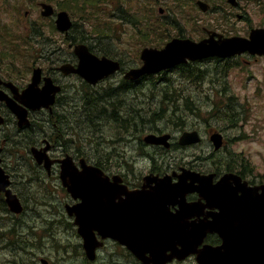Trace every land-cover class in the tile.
<instances>
[{
    "label": "rangeland",
    "instance_id": "374dc122",
    "mask_svg": "<svg viewBox=\"0 0 264 264\" xmlns=\"http://www.w3.org/2000/svg\"><path fill=\"white\" fill-rule=\"evenodd\" d=\"M47 1L48 0H41ZM72 1V0H70ZM164 0H157L154 11L158 6H166L162 3ZM175 2L182 0H174ZM210 3L209 13H203V10H197L192 4L193 0H187L184 8V13L180 11H173L172 15L163 18L164 22H169L178 31H184V35L197 38L201 36V28L209 27V29H218L219 33L224 36L241 35L245 36L250 27H264V0H238L239 7L229 8L225 0H207ZM52 3V2H51ZM38 0H24L20 2L19 0H0V26L4 28L8 33L20 41H15L13 43L14 53L18 54L20 58L25 57L29 60H36L37 63L34 66H42L47 68V64H42V58L39 56H32L26 53L23 48L24 44L28 48L32 47L31 41L33 38L29 35V24L30 22L36 23L42 19L39 15ZM53 4V3H52ZM150 5L146 0H131V5L138 8L143 5ZM171 0H169V6ZM172 7L175 8L172 4ZM182 9V8H180ZM26 12V13H24ZM166 12V9L164 10ZM232 12L238 13V16L233 15ZM35 13V14H34ZM171 13L170 9L166 12ZM196 19L200 23L197 29H194ZM188 22H191V28H187ZM26 28H23V27ZM123 26H130L124 24ZM218 26V27H217ZM173 27L169 28V34H174L176 29ZM38 30V29H37ZM162 30V28H161ZM160 30V31H161ZM39 31V30H38ZM46 31L50 32L49 28ZM122 32V31H121ZM37 37H39L45 43L47 47L48 55L53 59L63 58L67 56H72L68 51L60 49L51 37L45 36L42 32H36ZM81 36V29L76 27L71 33L72 39ZM122 36L125 39V34L122 32ZM47 39H51L48 41ZM23 40V41H22ZM149 39H145V43H156L157 36L154 41L150 42ZM88 42V43H87ZM86 44H90L94 50H106L112 48L109 43L102 42L97 43L86 39ZM162 44V43H161ZM122 46V51L125 53L123 57L124 69L129 68L134 60L132 57L134 53L137 52L136 46L129 44L125 41L119 43ZM130 51V54L127 52ZM115 54L121 56L119 53ZM11 57V56H10ZM22 59H19L14 66L11 65L13 72L20 70L23 72L24 65ZM228 63V64H227ZM208 63L200 62L197 66H206ZM227 65V66H226ZM207 67L210 71L213 70V65L208 64ZM225 70V74L219 72V68ZM178 70L172 69L166 72L167 77L170 76L173 84H163L165 79H160L159 75H154L156 78L153 79L154 84L148 80V87L154 90L150 91L146 86V93L140 94L137 98L145 97L150 100L155 99L156 96L161 92L164 96L165 93L173 94L174 85L178 88V85H186L185 93H179L178 105H184L186 99H190V96L201 98V104L198 105L197 109L193 107L186 112V127L183 126L177 128L173 125V119L175 122L178 121V116H170L166 112L163 117L160 118L159 107L150 105V110L140 107L138 104L134 103L128 105L130 102L129 98L125 95L123 96L122 103L125 105L121 109H107L104 110V114L115 113V117L104 119L97 117L98 132H94L90 126L84 125L81 121L82 113L87 110L89 104L91 105L93 99L96 95L100 93H108L109 89L113 90V94L118 92H123L120 84L112 86L111 88H103L98 86H90L83 81L71 77L64 79L67 82V87L61 93V100L63 107H57V111H61V115L66 117L67 127L64 128L66 132L63 134V146L69 148H75L77 150V156L89 157L93 160L100 161L103 164L108 165H127L132 167L138 162V158H146L151 160L155 165L162 162L163 155L159 152L150 151L145 145L140 142L134 141L132 134L142 128H152L156 126L158 122L164 121L163 126L170 125L171 130L175 134L174 141H177L178 136L184 130L198 129L203 137L202 142L197 145H189L180 147L176 153L175 157L191 159L196 154V158L199 155V162L204 160H211L213 162H218V157H211L208 153L212 152V146L207 148L210 142L208 141V136L214 130L219 128H228V136L234 137L242 132L247 133L245 137H241L240 140L233 141L232 138L230 142L232 148L235 152L242 154L248 158L252 164L257 166V169H264V57L249 56L247 54H241L239 56L232 57L229 62L218 61V74L211 73L206 76V81L208 84L204 83L203 88L200 89L197 86L191 87L192 85L185 82L182 78L177 76H172L168 74H175ZM58 77H60L58 75ZM176 77V78H175ZM120 76L116 78L113 76L107 79L106 83L116 84ZM28 79H30V74L28 73ZM176 79H178L176 81ZM178 83V85H177ZM210 85L214 90L209 88ZM161 88L159 91H157ZM206 90L210 91L213 95V99L218 105H213L209 110H205L210 101L203 95ZM124 93V92H123ZM176 96V95H175ZM232 97L231 100H228ZM207 100V101H206ZM154 104H158L157 100L153 101ZM228 103V104H227ZM227 104V105H225ZM235 104V109L237 108V117L240 114L245 115L247 121L244 123L243 127L232 128V124L225 121L226 115H224L221 108L229 111V107ZM160 106V105H159ZM136 108L142 109L147 112L146 124L141 125V118L134 112L131 116L126 117L127 109ZM148 110V111H146ZM118 112V114H117ZM132 112V111H131ZM197 117V120H195ZM86 118V117H83ZM33 119V118H32ZM226 120H229L226 119ZM136 123V124H133ZM162 125V124H161ZM92 137L94 139V144L92 145H77L75 143V138H87ZM185 143H189V139L185 140ZM202 145V147H201ZM230 146V145H229ZM198 154V155H197ZM6 163L12 164L16 163V167L21 165L27 170V178L19 176L15 179V185L20 191L25 211L21 222L27 226L34 224L39 221L48 222L50 218L49 206H45L36 197L41 196L47 198V194L44 192L42 185L45 181V177L41 174V171L34 166H31L27 158L24 156L9 155L6 157ZM16 172H19L18 168H15ZM258 171V170H257ZM54 192L60 200H58V213L61 207V200L65 197L61 189H51V193ZM57 199V198H56ZM6 212L0 209V255L8 256L7 262L10 264H39V257L37 263L35 260L36 255L43 250H47L44 244H40L36 247H29L25 245L21 239L20 229L18 225L5 227L3 223V218ZM50 256L54 261L61 260L60 255L55 257V251H52ZM50 261V258L48 256ZM68 264H73V261H68Z\"/></svg>",
    "mask_w": 264,
    "mask_h": 264
},
{
    "label": "flooded vegetation",
    "instance_id": "af4514ba",
    "mask_svg": "<svg viewBox=\"0 0 264 264\" xmlns=\"http://www.w3.org/2000/svg\"><path fill=\"white\" fill-rule=\"evenodd\" d=\"M36 32H39L36 30ZM70 38L71 35H70ZM51 41V39H47ZM86 42V39H85ZM88 43V42H87ZM88 45V44H87ZM91 49L93 47L88 45ZM94 50V49H93ZM62 59L72 60L73 56H67L63 58H57L53 60L58 62ZM60 76V75H59ZM56 79L61 84V92L56 101L55 107L51 114L40 111L34 116L33 128H28V133L24 137H18L13 128L15 125L9 120L12 115L8 112L4 103L0 102V115L4 117L5 126L0 129V155L2 157V166L6 173L10 177V187L21 200H24L20 191L15 185V179L19 176L27 178V170L21 165L16 167V163L11 165L6 163V157L9 155L22 156L21 151L28 145L47 140L49 142V157L53 161L50 165L44 166L42 164L37 165L41 174L50 182L52 186H59V163L63 155L71 154L77 163V150L75 148H67L63 146V134L66 132L64 128L67 127L66 117L61 115V111H57V107H63L61 100V93L67 87L65 77H58ZM8 79L0 73V89L10 94V91L15 89V85L8 83ZM20 87V86H19ZM21 89V87H20ZM5 139L8 144L1 146V141ZM65 142V141H64ZM66 143V142H65ZM150 151L162 152L170 151L169 149H161L157 147H147ZM222 152H218V173L215 172L213 182L219 180L225 173H237L235 167L231 168L222 163ZM111 166V165H109ZM18 168L19 172H16ZM108 176L118 174L120 180L116 181L117 194L115 201L119 203L122 209L124 218L135 217L133 211L134 204L123 203V200L127 196H134L138 190L148 191L152 188L153 183L149 180H145V176L148 174H156L158 176H171L172 182L177 180V174L180 171L179 165H174L173 156L167 155L162 158V162L158 165L147 160L146 158H138V162L128 167L127 165L118 166V168L107 167L104 169ZM208 171V170H206ZM251 171L245 172L240 170L239 174L242 177V181L228 180L225 184V192L231 193V188L236 182H246L250 186H254L259 181H255L251 176ZM109 182H113L111 179ZM240 193V192H239ZM0 199L2 200V206L6 205L3 192H0ZM4 199V200H3ZM199 199L197 192H186L183 197H177V200L183 202V204H190V202H196ZM63 201L73 202L70 196H65ZM200 209L197 213L189 214L188 217H183V220L170 221L163 217H159L155 214L149 215L157 220L160 228L159 241L151 247V252L138 257L132 251L128 250L124 244L113 238H103L97 229L94 230L93 244L97 245L90 257L83 255V249L81 244V238L72 229H62L57 234V239L65 241L67 246L72 248L74 245L78 246V250L81 252V258L87 264H223L228 255L212 254L213 248H221L226 245L230 250V258L233 264L246 263V262H264V220L261 219L262 213L256 212L254 207H249L248 204L240 199L236 198L233 204H225L221 207L208 206L206 201L200 199ZM179 210L177 202H171L167 205V212L170 215H174ZM215 216L218 217V231H208L205 235L198 239L191 236L192 222L197 223L200 220H212ZM188 224V227L185 225ZM263 229V231H262ZM127 232V228L123 229ZM73 232V234H71ZM70 234L71 237H68ZM194 244L195 252H186V248H190V244ZM263 249V252H262ZM73 255V254H72ZM198 255L205 256V261L202 263L198 259ZM61 264V260L54 261ZM47 264V262H44Z\"/></svg>",
    "mask_w": 264,
    "mask_h": 264
},
{
    "label": "water",
    "instance_id": "95a60500",
    "mask_svg": "<svg viewBox=\"0 0 264 264\" xmlns=\"http://www.w3.org/2000/svg\"><path fill=\"white\" fill-rule=\"evenodd\" d=\"M203 9H205L203 7ZM210 35L209 38L198 43L188 40H172L162 50L143 49L141 57L144 59V66L133 72L132 76L136 77L144 72H154L165 67H170L185 58L196 59L205 56L227 57L236 53L248 51L252 54H264V28H256L250 31L249 38L233 36L230 38H222L218 34V39ZM52 102V97L46 95H38L32 93V108L39 107L41 104ZM151 141H155L153 136ZM216 148L221 144L220 135L214 133L211 135ZM190 138L188 135L183 136L185 142ZM70 161L68 157L62 160V179L63 184L67 186L68 191L74 198H79L80 202L68 208L69 214H75V223L79 225V232L84 237L85 247L87 248V239L89 235V227L94 223L99 226L109 219V208L104 199L105 186L102 184L100 177L101 171L98 168L87 167L82 171L76 172L67 167ZM104 179V178H103ZM208 197L218 203V198ZM16 208L20 210L17 201L12 198Z\"/></svg>",
    "mask_w": 264,
    "mask_h": 264
},
{
    "label": "trees",
    "instance_id": "16d2710c",
    "mask_svg": "<svg viewBox=\"0 0 264 264\" xmlns=\"http://www.w3.org/2000/svg\"><path fill=\"white\" fill-rule=\"evenodd\" d=\"M130 19H132L131 15L129 14ZM204 72L201 71L200 74L197 73L196 71H190V70H186L183 74L185 76L191 77V78H199V76ZM111 88V87H110ZM122 91L124 92H118L113 94V90L109 89L108 93H100L99 95H96L95 98L93 99L91 105L89 104L87 110H84L82 113V117H81V121L84 122V125L90 126L92 128V130L94 132H98V125L99 123L97 122V117L100 118H104V119H109V118H113L115 117V113H109V114H104V110L113 108V109H121L124 108L125 105L122 103L123 100V96H128V92L129 90L127 88H122ZM137 91H140L143 93V90L140 88H137ZM179 93H185V90L183 89H176L175 90V94H170V93H165L164 96L162 98H159L158 100V106L160 109V118L163 117L165 115V113L167 112L168 115L170 116L169 120H171V115L173 116H178V118L180 119V125H184L186 123V112L188 110H190L192 107L193 109H197L198 105L201 104V98H196L193 96H190V99H186V102L184 105H178V95ZM177 94V95H176ZM176 95V96H175ZM205 97L207 99H209L210 101H213L211 104H208L207 108L209 109L211 106V108L213 107V105H216L218 107V105L216 104V102L213 99V95H211L209 92H206ZM130 102H127L128 105H132L133 104V98H131L129 100ZM143 108V106H141ZM210 108V109H211ZM222 111L224 113H226L227 115H230L233 108L229 107V111L223 109V107L221 108ZM132 111V112H131ZM148 111V110H146ZM127 115L131 116L134 112H136L137 115L140 116L141 118V125H145L146 124V115L147 112H145L142 109H136V108H130L128 107L127 109ZM118 114V112H117ZM86 117V118H83ZM197 117H195L196 119ZM136 124V123H133ZM96 163L100 166L103 165V163H101L100 161H96Z\"/></svg>",
    "mask_w": 264,
    "mask_h": 264
},
{
    "label": "bare ground",
    "instance_id": "6f19581e",
    "mask_svg": "<svg viewBox=\"0 0 264 264\" xmlns=\"http://www.w3.org/2000/svg\"><path fill=\"white\" fill-rule=\"evenodd\" d=\"M35 14V13H34ZM23 41V40H22ZM29 46V45H28Z\"/></svg>",
    "mask_w": 264,
    "mask_h": 264
}]
</instances>
